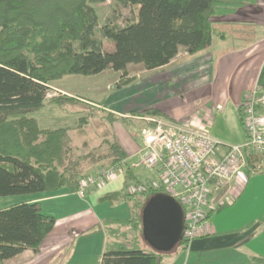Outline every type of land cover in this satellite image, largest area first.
Here are the masks:
<instances>
[{
  "label": "trees",
  "instance_id": "1",
  "mask_svg": "<svg viewBox=\"0 0 264 264\" xmlns=\"http://www.w3.org/2000/svg\"><path fill=\"white\" fill-rule=\"evenodd\" d=\"M105 1L0 0V198L63 188L76 193L82 178L80 164L88 159L120 166L123 192L106 193L100 201H131V215L105 222L106 235L122 237V242H108L99 264H157L161 255L174 249L162 253L144 240L140 244L141 211L150 197L164 194L163 190L145 185L137 196L125 193L130 184L139 182L113 134L101 139L100 144L107 147L103 155L94 156L100 144L89 148L83 142V149L76 145L75 136L81 125L88 124V114L79 112L73 127L45 126L35 114L48 104L83 105L69 96L47 98L49 85L64 76H94L111 70L121 73L119 89L132 80L126 76L129 65L153 70L169 64L180 49L188 55L207 49L216 34L213 20L236 9L231 0H111L130 7L135 17L123 26L108 22L99 28L101 37L113 44V50L107 51L95 37L98 16L92 6ZM133 115L175 121L154 107ZM114 118L106 112L109 125ZM262 157L246 154L247 167L256 171ZM54 225V217L43 214L39 203L0 209V264L27 249L36 252ZM122 228L132 235L122 234ZM177 246L184 249L187 241L181 239Z\"/></svg>",
  "mask_w": 264,
  "mask_h": 264
},
{
  "label": "crops",
  "instance_id": "2",
  "mask_svg": "<svg viewBox=\"0 0 264 264\" xmlns=\"http://www.w3.org/2000/svg\"><path fill=\"white\" fill-rule=\"evenodd\" d=\"M243 4L246 5L240 14L225 16L215 25L216 34L207 49L194 55L180 49L169 64L146 70L152 75L141 82L132 79L111 92L102 103L78 96L60 85L51 83V87L75 98L83 104L80 105L82 108L88 104L111 113L115 117L110 126L112 134L131 164L136 160V152L142 142L140 133L146 125L143 117L133 113L147 107H154L173 120L185 119L188 115L185 113L189 111L193 126L203 128L222 143L218 151L222 154L227 146L241 144L245 140L239 116V106L245 93L254 86L264 91V0H253L252 7L248 0ZM187 77L198 87L191 103H185L186 95L183 96L179 99V110L176 107L175 112L166 101L159 104L157 95L170 85L169 79L178 81ZM114 83L118 84L117 81ZM51 106L57 108L56 105ZM219 106L221 110L217 111ZM133 117L141 121L140 129L133 128ZM56 120L57 123L61 121ZM250 169L247 167L233 179L225 195L212 193L210 196L205 208V223L210 226L211 233L193 239L181 252L176 249L161 255L157 264H262L264 155L255 166V170L260 171ZM132 171L139 183L149 185L157 180L156 172L140 167L132 168ZM249 171L256 173L251 175ZM123 181V172L116 173L105 185L89 188L82 197L63 188L53 193L0 198V205L39 203L42 213L55 219L52 231L36 252L27 249L2 264H99L108 244L105 222L128 219L132 210L131 201L109 204L100 201V197L106 193L123 192ZM230 197L232 202H229Z\"/></svg>",
  "mask_w": 264,
  "mask_h": 264
},
{
  "label": "built area",
  "instance_id": "3",
  "mask_svg": "<svg viewBox=\"0 0 264 264\" xmlns=\"http://www.w3.org/2000/svg\"><path fill=\"white\" fill-rule=\"evenodd\" d=\"M239 116L245 140L227 146L222 154L218 153L221 143L203 128L182 126L162 117L142 118L146 125L141 130L142 142L132 167L156 172L157 180L149 186L163 190L181 206V239L187 243L211 233L205 223L209 198L212 193L229 192L233 179L246 170V154L264 155V91L258 86L245 93ZM115 175L111 167L81 178L76 194L82 197L89 188L102 187ZM129 188V194L142 191Z\"/></svg>",
  "mask_w": 264,
  "mask_h": 264
},
{
  "label": "rangeland",
  "instance_id": "4",
  "mask_svg": "<svg viewBox=\"0 0 264 264\" xmlns=\"http://www.w3.org/2000/svg\"><path fill=\"white\" fill-rule=\"evenodd\" d=\"M231 1L236 9L234 13L237 15L240 14L241 8L246 5V4H242L244 3L245 0H231ZM248 2H249V6L252 7L253 0H248ZM92 6L95 8L97 16H98V27L95 30V37L102 42V46L105 50L112 51L113 50L112 42L106 41L105 39L101 37L99 28L103 24L108 23V22L115 23L118 26H123L125 20L134 19L135 11H132L130 7H123L120 4L113 2L111 0H106L105 2H102V3L92 4ZM223 18L224 17L220 19H223ZM220 19H214L213 20L214 24L215 25L218 24ZM215 31H216V28H215ZM234 31L235 30H233V33ZM237 33L239 34L240 31H237ZM150 75L152 74L146 71L145 69H143L140 65H129L126 70L127 78L134 79L136 82H141L142 80H144L146 77H149ZM120 78H121V73L107 70V71H104L103 73H100L94 76H82V75L64 76L60 80L52 82V84L53 86L55 85L63 86L68 91L73 92L74 94H77L78 96H81L83 98L90 99L94 102L102 103L104 100L108 98L111 92L116 91L117 84L114 82L117 81L118 83ZM188 80H189L188 77L185 80L178 79V81L175 79H172V80L169 79L168 81L170 82V85H167V87H165V89L157 95V100L159 104L165 103L166 101L168 105L172 106V111L175 112L176 107L179 110V103H180L179 99L183 98V96L186 95L184 98L185 103H188V104L189 102L191 103L192 101L191 97L195 96L194 93L197 91L198 87L194 82H189ZM52 84L49 85V89L47 91V98L57 97V95L66 96L65 92L51 87ZM109 87L111 89L107 90ZM166 92H168V94L170 95H167ZM86 107L79 108V107L63 106L60 109L58 107L55 108L51 106L50 104H48L45 106V108L41 112L35 114V117H38L39 119H41L42 124L45 126H51V125L55 126V125L60 124L64 126L73 127L76 125V122H77L76 119L80 113L81 115L88 114L89 116L88 124L81 125L82 129L80 130V133L77 136H75L74 142L76 143L77 146H79L80 149H83V146H81L82 145L81 143L83 142H85L87 146L89 145L88 146L89 148H94L95 146L100 144L102 137L106 136L107 134L108 135L112 134L113 128L111 129L110 128L111 125H109L106 122V119L103 118L106 116V113L104 111H102L100 108H97V107H94L88 104L86 105ZM76 111H78V113H75ZM188 112L185 113V114H188L185 119H182V118L175 119V121L178 122L182 126H192V123H191L193 119V117L191 116L192 113L189 114ZM55 118L61 119V121L57 123L55 122L57 121ZM133 118L135 119L131 122L133 128L140 129V124H142L141 121L137 120L138 118H135V117ZM126 130H127L126 131L127 135L130 136V130L128 128ZM222 146L223 145L221 143L220 147ZM94 151H95L94 156L103 155L104 153H106L107 147L105 144H100L98 148L95 147ZM129 165L132 169L133 168L132 164L129 163ZM107 168H111V167L104 165V163L95 162V160L88 159V160L81 162L79 170H80V174L82 175V178H84L88 176H94L101 169H107ZM112 168L113 170H115V174L123 172V169L120 166L116 165V166H112ZM257 171H260V170H257ZM249 173H251V175H254V173L256 172L249 171ZM145 185L147 184H142V183L141 184L140 183L130 184L131 187H136L135 188L136 190L137 188L143 190V186ZM130 186H128L127 189H130L129 188ZM135 189H132V190L135 191ZM126 192L128 191L126 190L125 193ZM139 193L140 192H136V193H133V195L137 196ZM11 197H18V196H11ZM8 206H11V205H8V204L0 205V207H3V208L8 207ZM121 231H122V234L124 233V231L125 233L126 231H128L129 235H132L131 231L126 230L125 228H122ZM121 238L122 237L116 238V237L107 236V240L110 244L122 242ZM142 240L143 238L141 237L140 244L143 243ZM176 249H179V252L183 250L179 246H176L174 248V250Z\"/></svg>",
  "mask_w": 264,
  "mask_h": 264
},
{
  "label": "water",
  "instance_id": "5",
  "mask_svg": "<svg viewBox=\"0 0 264 264\" xmlns=\"http://www.w3.org/2000/svg\"><path fill=\"white\" fill-rule=\"evenodd\" d=\"M141 235L149 247L167 253L181 241L183 213L181 206L165 194H155L141 211Z\"/></svg>",
  "mask_w": 264,
  "mask_h": 264
}]
</instances>
